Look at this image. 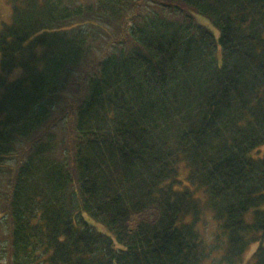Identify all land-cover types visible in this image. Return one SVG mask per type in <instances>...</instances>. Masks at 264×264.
I'll use <instances>...</instances> for the list:
<instances>
[{"label":"trees","instance_id":"1","mask_svg":"<svg viewBox=\"0 0 264 264\" xmlns=\"http://www.w3.org/2000/svg\"><path fill=\"white\" fill-rule=\"evenodd\" d=\"M8 2L0 264H264V0Z\"/></svg>","mask_w":264,"mask_h":264},{"label":"rangeland","instance_id":"2","mask_svg":"<svg viewBox=\"0 0 264 264\" xmlns=\"http://www.w3.org/2000/svg\"><path fill=\"white\" fill-rule=\"evenodd\" d=\"M12 17V7L8 0H0V27L3 23H8L11 21ZM201 22L204 23L207 27L211 28L213 33L218 38L219 36V30L207 19L204 17H199ZM253 156H264V144L261 145L258 149H255L251 153ZM264 208V205L262 206ZM209 230L205 231V236L208 238V240L212 243L213 238L211 235V231L213 230L214 224L211 222V224L208 226ZM259 243L255 242L252 243L247 250L245 256H244V263L243 264H249L252 263L251 261V255L255 252L257 249ZM204 264H225L222 260H220V253L216 252L215 254L211 255L210 257L206 258Z\"/></svg>","mask_w":264,"mask_h":264}]
</instances>
